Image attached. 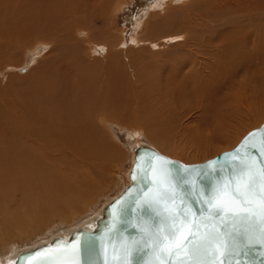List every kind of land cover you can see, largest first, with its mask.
<instances>
[{
  "label": "bare ground",
  "instance_id": "bare-ground-1",
  "mask_svg": "<svg viewBox=\"0 0 264 264\" xmlns=\"http://www.w3.org/2000/svg\"><path fill=\"white\" fill-rule=\"evenodd\" d=\"M179 1L181 2L180 4H173V7L171 5H169L171 7L164 6L161 8L162 11L158 12L161 21L168 22L172 21L174 17H178L175 27L179 29H175V31L183 32L181 37L179 34L177 35L182 40L185 39V43L189 47L188 50L185 49V46L183 47L185 54L167 56L168 58L166 57L167 59H165L168 63L163 62V66L161 65V70L163 71L160 70L156 86L162 91L161 93L159 92L161 98L165 100L175 99L177 101H185V99H181V93L185 85H188V91L193 96L192 98L197 107L201 108L202 111H213L215 115L221 116L222 112L228 111L227 109L233 110L239 106L243 108L242 103L239 105V101L241 100V97H239V90H241L239 75L249 74L255 69L254 73L259 77L252 81V85L251 81L245 82L244 87L250 83L256 92L259 90H262V93L264 92V69H260L258 67L259 64H248L245 60V56L249 51L264 48V35H261V32L263 33L264 31V26H261L262 24L256 25L257 21L255 22L252 19L255 16H249L246 18V22L244 20L243 22L239 19V11L244 13L246 10H253L257 13H264V0H256L254 4L248 2L255 0H244L245 2L240 3L239 0H178L177 2ZM92 2L91 6H94L95 1ZM84 7L85 3L81 4L78 0H0V60L3 57L7 61L18 58L13 49L22 48L28 50L30 53L32 52L33 59L31 62L35 64V59L39 56L40 47L44 46L45 48L47 46L46 48H49L48 55L40 59L35 68L32 69V72H30V76L26 80L27 83L23 85L25 89L20 90V111L14 113L15 117H17L15 120L18 121L16 123L18 125L17 129L13 128L14 131L12 129L11 131L8 125L0 124V156L5 160H3L2 164L0 162V170H3L0 171L3 178L0 179V186L4 185L2 182L5 183L3 188L9 185V177L7 179V176L11 174V171H13L15 176L14 180L23 188L27 184L25 181H30L29 176H35L39 179L41 177H49L55 173L59 180L57 182L52 180L51 183L45 182L47 185H43L44 188L40 189L41 192H44V198L49 199L47 205H52L54 208H50L49 213H46V217L44 218L39 217L42 209L40 206H43L44 209L43 203L42 205L39 204V207L34 206L36 201L32 206V202L28 203L30 207L28 209L23 207L24 204L22 203V207L26 209L23 212L22 210H17V208L10 209L7 205L9 198L6 200L5 197L3 199L0 197V264H15V259L20 252L47 244L55 237L67 238L72 231L80 228L91 230L95 226L97 218L101 216L104 206L108 204H105L99 210L97 216L81 225L79 224L76 228L67 230L65 234H56L46 242L36 244L24 250H18L11 258L5 257L6 251L3 250V245L5 246L8 242H11L14 237L20 238L23 234H27L28 236V233L35 232L43 226L54 222V218L71 222L74 218L70 216V213L76 211L80 205L89 203L95 191L99 189L98 185L102 187V184H104L95 179L97 177L95 169H93V173L90 170L96 164H85L86 158L84 156H86V150L85 148L82 150V147H84V143L88 139H91L92 134L94 135L97 131L95 129L98 128V125L95 121H102L109 127L110 122L114 120L108 113L113 111L111 109L116 101L113 102L114 95L112 96L110 90L106 88L109 86L110 81L119 78L116 74L117 72L113 71L114 69L108 71L110 77L107 74L104 76L97 75L95 73L96 69L94 70V67H91L90 63L80 60V58H77L78 55L76 57V49L78 50V48H73L75 52L72 50L74 52L72 53L69 50L72 46L67 48L68 44H65L66 46L63 45V41L69 38L70 34L73 35L71 32H76L80 29V22L83 21L81 19L85 18L81 16ZM106 7H108L107 4ZM94 10H91L90 13H96ZM245 16H247L246 13ZM83 25L86 26L85 24ZM158 25H161V23H158ZM251 28L253 29L251 30ZM259 28L263 30H261L258 36L252 34L254 29ZM172 36L165 37V41L167 39H172L173 41V39L178 38H172ZM250 41L254 42V45L250 46ZM74 42L76 43V41ZM29 49L32 50L30 51ZM7 63L10 64V62ZM4 64L7 65L6 63ZM13 67L8 65L6 68L8 70ZM17 68L16 70L19 69V71L23 72L26 70V64ZM111 68L113 67L111 66ZM3 69L4 66L0 71H3ZM164 76L166 79L165 84L162 83ZM179 79L183 85L175 89L174 84ZM9 80H12V78ZM7 83L4 86H7ZM18 86L15 87L16 92L19 91L17 89L22 88ZM1 90L0 92H2ZM3 91L5 92V90ZM0 96L1 98L3 97L1 94ZM142 96L144 97V95ZM11 100L14 102L13 98ZM4 101L6 102V100ZM259 101L261 102L262 100ZM246 105L251 104L247 103ZM246 109L250 110L249 107ZM13 110L15 111L14 108ZM9 126L11 127V125ZM11 132L13 136H11ZM212 132H215V130H212ZM137 146L146 145L138 144L132 147L134 158ZM63 148H67L66 150H69L73 155L74 153L71 149L76 151L75 156L79 158L76 159L80 163L79 166L86 167V169L89 168L87 171H85L86 169L83 171L81 168L80 174L81 176L85 175V180L76 185V188L65 189L63 187L68 176L65 173H60L57 166L54 165V163H57H53V161L60 158L57 155ZM107 148L108 151H106ZM107 148H105V161L108 164H103L104 162L102 161L103 165L100 164V169L98 168V176L101 174L105 176L107 175L105 173L111 172L110 164H112V161H115L114 159L117 160L118 157L117 148L114 147L113 152H110L113 149L112 145ZM67 153L69 154V152ZM60 156L62 155L60 154ZM68 158L70 161H74L76 157H73L74 159L71 160L72 158L69 154ZM65 162H67L66 159ZM75 170L78 171V169ZM89 171L93 175L95 174V176H92ZM52 172L54 173L52 174ZM70 176L72 177V175ZM105 177L101 175L99 178L104 179ZM54 179L56 178L54 177ZM127 181L129 184V176ZM31 182L29 183L31 184ZM42 183L44 184V181ZM61 200L65 201L64 205H58Z\"/></svg>",
  "mask_w": 264,
  "mask_h": 264
},
{
  "label": "rangeland",
  "instance_id": "rangeland-1",
  "mask_svg": "<svg viewBox=\"0 0 264 264\" xmlns=\"http://www.w3.org/2000/svg\"><path fill=\"white\" fill-rule=\"evenodd\" d=\"M78 1L81 4L85 3V7L83 8L84 10L81 13V16L85 18L81 19L83 21L80 22V29L76 32H71L73 33V35L70 34L71 38H66L63 41V45L68 44L67 46L65 45L67 48H70V46H72V48H70L69 50H73L74 52L75 50L73 48H78V50L76 49V57L78 55L77 58L90 63V65H92L91 67H94V70L96 69L95 73L97 75H108V71L114 69L113 71L117 72L116 74L119 78L110 81L109 86H107L106 88L110 90L112 96L114 95L113 102L116 101L113 108L111 109L113 111L108 113L110 117L114 118V120L110 122L109 127L106 126V124H104L102 121H95V123L98 125V128L95 129V131H97L94 135L92 134L91 139H88V144L86 142L84 143V147H82V150L83 148H85L86 150V156H84L86 158L85 164H96V166L94 168H91L90 170L93 173V169H95L97 175L95 179H98L100 183L104 184H102V187H99L98 185L99 189L95 191L89 203L80 205V207L76 211H72L70 213V216L74 218L71 222L54 218L55 221L48 224L47 226H43L35 232H30V234L28 233V236L27 234H23L20 238L14 237L11 242H8L5 246L3 245V250L6 251V258L13 257L14 254H16L15 252H17L18 250H24L36 244L46 242L56 234L63 235L67 232V230L76 228L79 224L81 225L94 216H97L99 210L102 209L105 204L116 198L127 186V179L134 161V150H132L133 146H136L138 144L146 145L158 151L160 154L181 161L182 163H198L212 158L222 151L233 148L235 144H237V142L248 131L253 128L259 127L260 124L264 122V92L262 93V90L256 92L255 90H253V86H251L253 84L252 81L259 77L254 73L255 69L249 74L239 75V85L241 87V90H239V97H241L239 105L242 103L243 108L239 106L240 109L239 107H236V109L233 110L227 109V112L225 111L222 112V114L220 113L221 116L215 115L212 110V112H205L202 111L201 108L197 107L195 101L192 98L193 96H191V93L188 91V85H185L181 93V99H185V101H177L175 99L165 100L161 98L160 93L162 91L161 89L159 90L156 86L157 79L159 78L158 75L161 71H163L161 70L163 62L168 63L166 59L171 55L178 56V54H185L184 50H188L189 47L188 45H186L187 43H185V39L182 40V38H180L181 35H183V32L175 31V29H179L175 27L176 19L178 17H174L172 21L170 20L168 22L161 21V19H159L160 14L158 12H160L162 7H167L169 5L173 7V4H180V1ZM92 1H95L94 6H91L93 4ZM99 1L101 2V4H99ZM109 1L111 2L110 4ZM245 1L239 0V3ZM251 2L254 4L256 0L250 1L248 3ZM106 4L108 7H106ZM103 7L105 8V10ZM91 10H94L96 13H98H90ZM245 13L247 14V16H245ZM260 13H257L253 10H246L244 13H241L239 11V19L246 22V18H248L249 16H255V18L252 19H254L255 22L257 21L256 25L262 24L261 26H264V13ZM153 14L157 17H155ZM158 23H161V25H158ZM83 24H85L86 26H84ZM252 29L253 28H251V30ZM261 30L263 29H254L252 31V34L258 36ZM177 34H179L180 37H178ZM262 34L264 35V31L263 33L261 32V35ZM167 36H172V38L178 37L180 39H173V41L172 39H167V41H165V37ZM74 41H76V43ZM249 44L250 46H252L254 45V42L250 41ZM184 46L185 49L183 48ZM46 47H40L38 55L42 56L36 57V61L34 60L35 64L31 62L33 59L32 52L30 53L28 50L22 48L13 49V51L15 50V53L18 57L16 59L14 58L15 61L12 60V62L4 60V57L0 60V69H2L4 66L3 71H0V84L2 85H0V90L2 88V92H0V94L3 96L2 98L0 96V124L8 125L9 130L12 129L14 131V129H17L18 125H16V123L18 121L15 120L17 117H15L14 113L20 111V90L22 91V89L24 88L23 85L27 83L26 80H28L27 78H29L30 72H32V69H34L38 64V61L48 55L49 48ZM32 49L29 50L31 51ZM73 51L72 53H74ZM25 52H27L28 55L27 53L25 54ZM245 60L248 64H259L258 67L260 69H264V48H262L261 50L257 49L249 51L245 56ZM7 62H10V64H8ZM4 63H6L7 65H5ZM25 64L26 70L23 71V73L22 71H19L18 68H20L21 65L24 66ZM8 65H11L12 67L14 66V69L10 68L7 70L6 67ZM111 66L113 68H111ZM16 68L18 70H16ZM240 72L242 73L241 70ZM8 74L11 77H9ZM108 76L110 77V75ZM8 77L9 79L12 78V80H9ZM247 81H251V85L250 83H248L247 86L244 87V84ZM6 83L7 86H4ZM13 83H15L14 85L17 86L18 84H20L18 87L22 88H16L17 90H19L18 92H16L15 87L17 86L12 85ZM162 83H166L165 76L162 78ZM11 85L12 87L10 88ZM182 85L183 84L180 83L179 79L177 82H175L174 87L176 89L178 87H181ZM3 90H5V92ZM145 92L149 93L147 94L148 96ZM4 94H6L7 97L4 96ZM142 95H144V97ZM11 98H13L14 102H12ZM14 98L16 99V101ZM4 100H6V102ZM259 100L262 101L260 102ZM247 103H250L251 105H246ZM245 107H249L250 110L246 109ZM13 108L15 109V111L13 110ZM214 116H217L219 118H215ZM9 125H11V127ZM212 130H215L216 133L212 132ZM11 136H13L12 132ZM111 145L113 146V149H111L110 152H113L114 147L117 148V160L114 159L115 161H112V164H110L112 173H105L107 174L105 176H108L109 179L108 177H105L104 174H101L103 175V177H105L104 179L99 178L101 176H98L100 166L106 163L105 153L106 151H108L107 147ZM105 148H107L106 151ZM66 149H61V152H59L57 155L60 158L56 157L58 159L53 161V163H57H54V165L57 166V169L60 171V173H65V175L68 176L67 180L64 182L65 184L63 187H65V189H72L76 188V185H78L79 183L84 182L85 175L81 176L80 172L82 170L84 171L86 167L83 168L82 166H79L80 163L76 161V159H79L77 156H75L76 151H73V149H71L74 153L73 155L69 150L67 151ZM67 152H69L70 157L72 158H70L71 160L76 157L74 161L69 160V154ZM60 154L62 156H60ZM100 155H104V158ZM89 158L90 160H88ZM65 159L67 162L70 161V164L65 162ZM3 160V157L0 156L1 164L3 163ZM102 161L104 162L103 164ZM75 169H78V171H76ZM87 169L85 171H87ZM75 171L77 174L74 173ZM91 171L89 172L91 173ZM53 173L54 172H52V174ZM70 175H72V177L74 175L75 176L72 178ZM51 176L53 177L52 179ZM51 176L41 177L39 179L35 176H29L30 181H25V183L27 184L23 188L16 180H14L15 176L13 174V171H11V174L7 176V179L9 177V185L3 188L5 183L2 182L4 185L0 186V197L1 199L5 197L6 200L7 198H9L7 205L10 209L17 208V210H22L23 212L25 209L23 207H26L27 209L30 208L28 206V203L32 202V206L36 201L34 205L36 207H39V204L42 205L43 203L44 209L43 206H40L42 209L40 211L41 215L39 214V217L44 218L46 217V213H49V209L54 208L52 207V205H47L49 199L44 198V192H41L40 189L44 188V186L47 185L45 184V182L51 183L52 180H54V182H57V175L54 173ZM92 176H95V174H92ZM54 177L56 179H54ZM1 178L2 175L0 174V179ZM68 179H70V181H68ZM41 180L44 181V184ZM31 181L33 182V184ZM29 182H31V184ZM61 184L63 185V183ZM45 201L47 202L45 203ZM64 202L65 201L61 200L59 201L58 205H64ZM22 203L24 204V206L22 205Z\"/></svg>",
  "mask_w": 264,
  "mask_h": 264
},
{
  "label": "water",
  "instance_id": "water-1",
  "mask_svg": "<svg viewBox=\"0 0 264 264\" xmlns=\"http://www.w3.org/2000/svg\"><path fill=\"white\" fill-rule=\"evenodd\" d=\"M262 138L264 122L248 131L233 148L192 164L162 155L148 146H137L129 184L121 194L104 206L91 230L80 228L72 231L67 238L55 237L47 244L20 252L15 264H41L47 258L46 249L64 248L89 235L93 239V246L82 254L80 264H88L89 260L91 264H116L113 257L123 259L125 248L128 249L126 264H158L155 261L158 252L153 250L154 234L157 229L165 232V209H175L179 213L182 208H189L192 210L189 218L199 221L202 215L199 209L204 207L201 201L207 199V191L221 179L230 180L235 170L233 158H243L249 163H264ZM179 169H188L187 173L182 174L184 182L177 176ZM169 172L171 176L168 175ZM169 189L173 190L171 199L166 195ZM245 227L251 226L229 223L230 230L241 231ZM237 240L242 246L240 264H264V245L245 244L243 234L238 235Z\"/></svg>",
  "mask_w": 264,
  "mask_h": 264
},
{
  "label": "snow or ice",
  "instance_id": "snow-or-ice-1",
  "mask_svg": "<svg viewBox=\"0 0 264 264\" xmlns=\"http://www.w3.org/2000/svg\"><path fill=\"white\" fill-rule=\"evenodd\" d=\"M233 160L235 170L230 180L218 181L207 191V199L201 201L204 207L199 209L202 214L199 221L189 218L192 211L189 208H182L179 213L175 209H165L166 234L160 229L154 234L153 250L158 252L155 257L158 264H240L242 246L237 240L240 234L244 235L247 245H264V163H249L243 158ZM187 172L188 169L178 170L181 182H184L182 174ZM168 175L171 176V172ZM172 192L169 189L166 193L170 199ZM230 222L251 227L230 230ZM92 246L93 239L89 235L64 248L46 249L47 258L41 264H80L82 254ZM132 256L134 261L135 251ZM127 257L128 249L125 248L124 258L114 256L113 260L116 264H126Z\"/></svg>",
  "mask_w": 264,
  "mask_h": 264
}]
</instances>
